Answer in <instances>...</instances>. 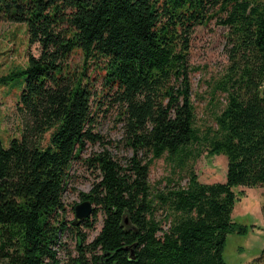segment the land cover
I'll list each match as a JSON object with an SVG mask.
<instances>
[{
    "label": "trees",
    "instance_id": "trees-1",
    "mask_svg": "<svg viewBox=\"0 0 264 264\" xmlns=\"http://www.w3.org/2000/svg\"><path fill=\"white\" fill-rule=\"evenodd\" d=\"M214 16L231 41L228 67L216 87L225 103L215 130L201 135L187 55L194 28ZM0 18L24 24L28 44L39 47L25 68L0 77V85L22 78L17 109L27 120L7 148L0 141V264H225L226 237L248 233L246 225L232 221L234 189L264 188V5L0 0ZM76 50L86 62L102 63L97 81L122 111L131 156L123 166L106 152L89 159L99 178L80 197L102 213L101 228L88 245L76 231L78 256L62 263L56 247L65 231L68 170L86 143H102L92 132L96 94L89 78L72 74L67 65ZM202 151L224 156V182H199L193 165ZM162 158L173 174L187 166L184 187L168 179L153 191L150 166ZM261 214L264 220V194ZM82 225L91 227L87 220ZM254 262H264V250Z\"/></svg>",
    "mask_w": 264,
    "mask_h": 264
},
{
    "label": "rangeland",
    "instance_id": "rangeland-1",
    "mask_svg": "<svg viewBox=\"0 0 264 264\" xmlns=\"http://www.w3.org/2000/svg\"><path fill=\"white\" fill-rule=\"evenodd\" d=\"M264 5V0H247ZM231 41L227 28L220 24L219 16H214L204 25L194 28L190 37V47L187 55V81L190 99L195 109V125L201 135L208 130H215L216 118L224 106V95L217 92V83L222 80L228 67V50ZM39 47L30 46L24 24H15L0 18V77L15 69L26 67L28 56L37 57ZM68 68L72 74L83 73V80L89 78L93 97L91 118L92 132L100 137L101 142L86 143L84 148L74 159L68 170L65 190L62 197L64 211L61 212L65 231L61 234L56 247L59 260L69 262L76 259L77 236L76 231L85 235V245H88L99 233L103 215L96 209V217L92 214L87 221L91 227L80 224L75 226L79 230L71 229L74 220V208L82 202L80 195L87 194L99 178V171L90 163L89 159L102 152L110 158L124 165L131 156V151L124 145V118L122 111L111 103L106 91L101 93L100 82L102 63L83 59L82 54L74 51L68 61ZM100 81L98 83V81ZM179 83L175 89H179ZM23 87L22 78L7 85H0V141L7 148L9 141L19 138L27 124L26 116L17 109L19 94ZM101 97V99H99ZM190 161L187 163V165ZM187 166L176 169L162 158L152 162L149 170V182L154 192L165 187L170 179L179 182L182 187L187 183ZM199 182L204 184L221 183L225 181L226 159L224 156H208L202 151L193 165ZM235 205L231 214L232 221L246 225V235L230 234L226 237L223 250L225 264H264L254 261L261 257L264 250V220L261 214L264 188L234 189ZM166 229L167 224L163 223Z\"/></svg>",
    "mask_w": 264,
    "mask_h": 264
},
{
    "label": "water",
    "instance_id": "water-1",
    "mask_svg": "<svg viewBox=\"0 0 264 264\" xmlns=\"http://www.w3.org/2000/svg\"><path fill=\"white\" fill-rule=\"evenodd\" d=\"M92 210V204L88 200H83L80 204L75 206L72 226H79L84 221H86L93 214ZM126 222L127 221L125 220V223Z\"/></svg>",
    "mask_w": 264,
    "mask_h": 264
}]
</instances>
